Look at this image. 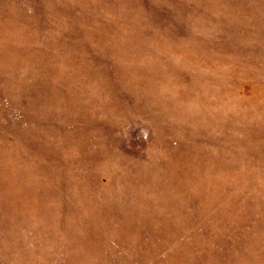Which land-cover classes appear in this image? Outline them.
<instances>
[{
    "label": "rangeland",
    "instance_id": "obj_1",
    "mask_svg": "<svg viewBox=\"0 0 264 264\" xmlns=\"http://www.w3.org/2000/svg\"><path fill=\"white\" fill-rule=\"evenodd\" d=\"M0 264H264V0H0Z\"/></svg>",
    "mask_w": 264,
    "mask_h": 264
}]
</instances>
